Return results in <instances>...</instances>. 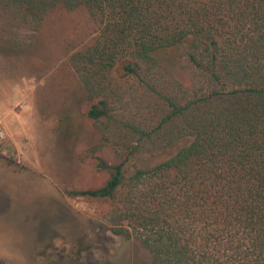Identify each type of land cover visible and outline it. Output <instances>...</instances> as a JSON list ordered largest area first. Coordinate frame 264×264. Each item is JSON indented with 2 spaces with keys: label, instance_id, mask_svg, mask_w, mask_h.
I'll return each instance as SVG.
<instances>
[{
  "label": "trees",
  "instance_id": "16d2710c",
  "mask_svg": "<svg viewBox=\"0 0 264 264\" xmlns=\"http://www.w3.org/2000/svg\"><path fill=\"white\" fill-rule=\"evenodd\" d=\"M10 1V0H9ZM39 23L55 2L15 0ZM92 42L69 55L86 110L117 161L75 194L106 200L112 231L149 264H264V0H62ZM181 49L183 84L155 54ZM189 141L124 175L128 157ZM119 226H125L119 229Z\"/></svg>",
  "mask_w": 264,
  "mask_h": 264
},
{
  "label": "rangeland",
  "instance_id": "374dc122",
  "mask_svg": "<svg viewBox=\"0 0 264 264\" xmlns=\"http://www.w3.org/2000/svg\"><path fill=\"white\" fill-rule=\"evenodd\" d=\"M52 1L35 23L19 16L15 0H0V264H149L131 233L112 231L108 201L75 194L107 178L98 159L117 158L85 116L84 90L69 61L92 42L95 25L84 7L67 10L62 0ZM180 50L155 58L186 84ZM188 141L133 153L124 175Z\"/></svg>",
  "mask_w": 264,
  "mask_h": 264
},
{
  "label": "built area",
  "instance_id": "2783aa9c",
  "mask_svg": "<svg viewBox=\"0 0 264 264\" xmlns=\"http://www.w3.org/2000/svg\"><path fill=\"white\" fill-rule=\"evenodd\" d=\"M3 137H4V131L2 127L0 126V141L3 139Z\"/></svg>",
  "mask_w": 264,
  "mask_h": 264
}]
</instances>
